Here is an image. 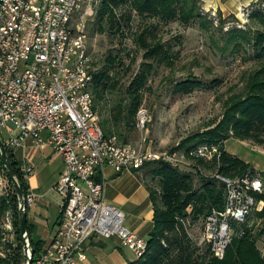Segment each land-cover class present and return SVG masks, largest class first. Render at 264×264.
Returning a JSON list of instances; mask_svg holds the SVG:
<instances>
[{
	"label": "built area",
	"instance_id": "2783aa9c",
	"mask_svg": "<svg viewBox=\"0 0 264 264\" xmlns=\"http://www.w3.org/2000/svg\"><path fill=\"white\" fill-rule=\"evenodd\" d=\"M96 5L97 0H0V136L11 150L27 142L49 146L63 163L53 186L62 196L58 226L32 264H85L84 245L93 236L116 237L135 259L144 254L146 239L126 226L123 211L105 201L104 169L120 173L161 160L188 171L196 168L190 157L219 166L218 145L204 143L188 155L177 149L153 151L146 144L149 120L143 106L135 115L137 141L104 136L92 106L94 68L85 32ZM251 148L264 151L255 143ZM21 170L27 179L32 166L22 161ZM205 176L224 186V203L203 218L201 234L193 240L208 244L221 259L233 239L258 224L254 215L264 209V169L234 177L215 170ZM6 182L0 166V195ZM33 201L28 190L26 207ZM13 235V216L7 212L1 243L11 242Z\"/></svg>",
	"mask_w": 264,
	"mask_h": 264
},
{
	"label": "trees",
	"instance_id": "16d2710c",
	"mask_svg": "<svg viewBox=\"0 0 264 264\" xmlns=\"http://www.w3.org/2000/svg\"><path fill=\"white\" fill-rule=\"evenodd\" d=\"M122 4L128 5L127 10L116 13V8ZM199 4V0L101 1L99 5L101 8L96 13L100 31L108 27L114 34L127 32L123 24L128 23L133 14L156 21V24L145 25L133 34V43L142 52L141 62L125 89V97L113 105L111 120H99L105 137L115 136L119 142L128 143L117 130L122 127L125 130L135 129V115L142 105L143 90L154 69L172 65V46L158 36L159 24L177 22L187 26L197 18L203 25ZM263 5L264 0H258L247 15V21L250 19L258 25L252 39L239 35L241 40L252 42V48L256 50L253 66L242 75V89L236 92L231 90V94L223 102L221 118L216 123L208 125L201 132L187 136L177 147V150H182L188 155L191 149L201 144L218 145L220 150L218 168L215 169V162L194 157L190 158L196 168L188 171L173 168L161 160L147 162L141 167L150 169L145 186L153 210V227L146 239L147 248L144 254L128 264H264V256L256 245L258 238L264 235V209L256 213L262 222L261 227L253 232L254 227L250 228L242 237L233 239L221 259L213 255L208 244L198 245L192 240L182 223L186 219L195 222L200 217L204 218L211 210H220L223 207L224 186L216 179L205 176L206 174L217 170L224 176L234 177L253 170L248 163L226 152L224 142L227 139L237 138L264 146ZM223 22L220 20V24ZM245 23L238 27L243 28ZM235 38V35H229L227 44L233 42ZM106 61L107 65L98 69L96 61L93 60L94 71L90 90L92 106L97 115L96 103L104 100L105 94L115 90L119 85L118 79L110 75V71L115 66H123L122 59L117 54H109ZM129 71L130 65L124 68V72ZM200 86V81L190 74L187 79L175 83L173 88L176 93L188 94ZM6 149L17 181L23 194L26 195L29 187L21 170V162L15 158L11 149ZM0 166L3 169L1 162ZM3 175L7 182L3 195H0V253L2 254L0 264H24L25 258L18 233L17 198L4 169ZM196 181L199 182L198 186L195 185ZM26 210L28 211L27 207ZM7 212H11L13 216L14 235L11 242L1 243V222ZM27 234L32 262H34L43 244L32 239V225L28 221Z\"/></svg>",
	"mask_w": 264,
	"mask_h": 264
},
{
	"label": "rangeland",
	"instance_id": "374dc122",
	"mask_svg": "<svg viewBox=\"0 0 264 264\" xmlns=\"http://www.w3.org/2000/svg\"><path fill=\"white\" fill-rule=\"evenodd\" d=\"M101 1L97 0L95 14L86 23L85 32L88 49L98 69L107 65L106 57L109 54H117L122 59L123 66H115L110 71V75L118 79V87L108 91L104 100L96 103L99 120L110 121L113 105L125 97V89L141 62L142 52L134 45L133 34L145 25L156 24V21L133 14L130 21L123 24L127 32L114 34L106 26L104 31H100L96 13L101 8ZM199 1L203 25L196 18L187 26L172 22L159 24L157 28L162 41L172 46L173 61L170 67H156L143 90L141 106L147 110L149 120V142L146 144L153 151L178 149L187 136L216 123L221 118L224 100L231 90L236 92L242 89V75L254 63L256 50L252 48V42L241 40L239 35L252 39L258 25L250 19L246 22L244 14L247 15L258 0H217L215 7L208 8L207 3ZM127 8V4H122L115 11L122 13ZM220 20L224 22L220 24ZM242 21L246 22L245 26L239 28L237 23ZM232 34L236 38L227 44L228 36ZM128 65L130 71L126 73L124 68ZM190 74L200 81L201 86L188 94L176 93L174 84L187 79ZM117 132L126 142L137 141L140 136L136 129L125 130L122 127ZM224 149L254 169H264V151H254L251 142L229 138L224 142ZM195 185L198 186L199 182L196 181ZM254 218L258 224L252 232L262 224L257 214ZM203 223V217L195 222L189 219L185 221L192 240L200 236ZM107 244H114L112 238ZM256 245L264 256V235L258 238Z\"/></svg>",
	"mask_w": 264,
	"mask_h": 264
},
{
	"label": "crops",
	"instance_id": "0c3cea01",
	"mask_svg": "<svg viewBox=\"0 0 264 264\" xmlns=\"http://www.w3.org/2000/svg\"><path fill=\"white\" fill-rule=\"evenodd\" d=\"M202 1L207 3V8L217 5V0ZM12 153L20 162L27 161L32 166L27 184L29 190L34 193V201L28 208L27 221L32 225V239L41 241L45 246L58 226L62 196L53 186L62 173V159L49 146L36 147L29 142L25 148L12 149ZM149 170V167H144L136 171L124 170L115 173L106 168L103 176L105 201L123 211L126 226L144 239H147L153 227V210L145 186ZM111 238L114 244L108 245L107 241ZM111 238H89L84 245V263L128 264L135 260L133 254L121 246L116 237Z\"/></svg>",
	"mask_w": 264,
	"mask_h": 264
},
{
	"label": "water",
	"instance_id": "95a60500",
	"mask_svg": "<svg viewBox=\"0 0 264 264\" xmlns=\"http://www.w3.org/2000/svg\"><path fill=\"white\" fill-rule=\"evenodd\" d=\"M0 162L7 176V179L11 184L12 190L17 198L18 233H19V240L22 247L23 255L25 258V264H32V252L29 246V238L27 234V210L25 204V195L23 194L21 186L17 181L7 149L2 141L1 136H0Z\"/></svg>",
	"mask_w": 264,
	"mask_h": 264
}]
</instances>
